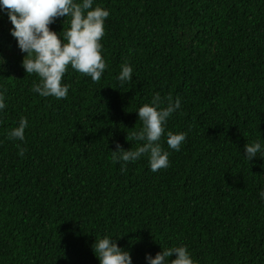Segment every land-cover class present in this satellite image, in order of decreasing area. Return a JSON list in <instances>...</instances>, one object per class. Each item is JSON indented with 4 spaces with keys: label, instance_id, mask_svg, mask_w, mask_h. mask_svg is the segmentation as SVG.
Here are the masks:
<instances>
[{
    "label": "trees",
    "instance_id": "obj_1",
    "mask_svg": "<svg viewBox=\"0 0 264 264\" xmlns=\"http://www.w3.org/2000/svg\"><path fill=\"white\" fill-rule=\"evenodd\" d=\"M95 4L110 12L107 67L93 82L69 66L65 99L32 90L39 77L0 10V264H99L104 235L121 237L133 264L180 245L196 264H264V157L243 155L264 137V0ZM63 19L50 27L66 30ZM126 61L132 80L119 87ZM156 93L181 98L166 132L187 138L175 151L162 136L167 168L153 172L144 155L122 170L111 150L140 146L136 111ZM21 117L25 139H10Z\"/></svg>",
    "mask_w": 264,
    "mask_h": 264
},
{
    "label": "clouds",
    "instance_id": "obj_2",
    "mask_svg": "<svg viewBox=\"0 0 264 264\" xmlns=\"http://www.w3.org/2000/svg\"><path fill=\"white\" fill-rule=\"evenodd\" d=\"M0 10L6 12L13 26L10 33L19 50L25 54L22 67L26 74L39 77V82L33 83L35 93L41 97L67 98L70 86L62 81L69 66L89 76L93 82L101 80L107 67L101 43L105 35V21L110 15L107 8L95 4V0H0ZM57 18L68 20L67 29L63 25L59 33L50 27ZM5 63V58L0 55V68ZM132 74L133 68L126 61L116 75L119 87L130 82ZM6 106L5 90H0V113ZM180 108L179 96L173 100L159 93L138 108L136 113L142 127L133 131L132 139L140 146L136 150H125L117 142L116 150H111L113 159L122 163V170L144 155L148 156L153 172L169 166L170 153L160 141L166 133L167 146L175 151H179L185 142L187 133L166 132L168 120ZM27 127V118L21 117L18 126L8 133L9 138L23 141ZM258 154L264 157V137L244 145L243 155L249 162L258 158ZM19 155H24V149H20ZM259 197L264 200V187L260 189ZM119 239L109 235L95 237L92 249L99 264H133L130 251L118 246ZM145 260L147 264H196L186 245L162 248L155 256L147 253Z\"/></svg>",
    "mask_w": 264,
    "mask_h": 264
}]
</instances>
